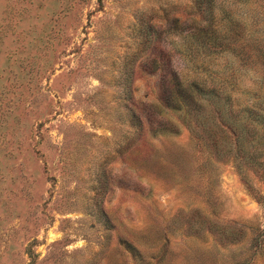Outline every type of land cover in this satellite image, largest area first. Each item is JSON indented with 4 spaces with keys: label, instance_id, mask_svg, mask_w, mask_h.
I'll use <instances>...</instances> for the list:
<instances>
[{
    "label": "rangeland",
    "instance_id": "374dc122",
    "mask_svg": "<svg viewBox=\"0 0 264 264\" xmlns=\"http://www.w3.org/2000/svg\"><path fill=\"white\" fill-rule=\"evenodd\" d=\"M204 5L0 0V264H264V157L206 102ZM159 53L196 103L162 100Z\"/></svg>",
    "mask_w": 264,
    "mask_h": 264
},
{
    "label": "trees",
    "instance_id": "16d2710c",
    "mask_svg": "<svg viewBox=\"0 0 264 264\" xmlns=\"http://www.w3.org/2000/svg\"><path fill=\"white\" fill-rule=\"evenodd\" d=\"M197 3L205 4L202 11L198 8L196 13L200 14V20L206 28L205 31L199 29L198 35L207 34L208 31L209 40L206 42L205 35L197 36L193 39L196 44L192 51L202 50L206 53L207 47L208 54H218V59L216 58L207 70L206 102L211 104L212 112L219 121L223 120V116H228L224 118L223 126L231 135L238 137L237 154L243 156L242 153H245L244 159L250 164H255L264 157V82L263 78L258 76L251 79V85H246L244 79L247 69L244 64L249 65L247 58H264V0H197ZM193 31L194 29H185V35L182 37L189 40L195 36ZM181 33L182 30L179 35ZM189 52L190 50L184 47L178 53L184 58L188 57L187 64L192 67ZM227 55L236 58L239 66L244 68L231 69L229 60L224 62L223 59ZM218 60L224 64L219 65ZM152 61L169 69L166 77V70L161 68V78L164 82L162 94L166 92L162 100L169 99V86L180 95H183L184 91L189 100L192 95L193 98L199 95V83L183 82V71L189 70L186 68L187 64L178 70H170L168 60L164 59L161 53ZM262 63L264 65V61ZM234 95L238 98L235 104H232ZM196 99L198 98L190 100L191 103H196ZM180 100L182 101V96ZM232 108H237V111L229 120L233 113L230 111Z\"/></svg>",
    "mask_w": 264,
    "mask_h": 264
}]
</instances>
